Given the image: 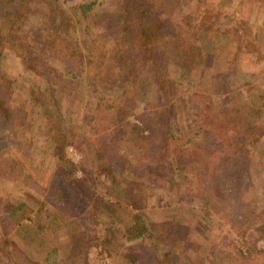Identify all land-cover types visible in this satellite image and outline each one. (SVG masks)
I'll use <instances>...</instances> for the list:
<instances>
[{"label":"rangeland","instance_id":"obj_1","mask_svg":"<svg viewBox=\"0 0 264 264\" xmlns=\"http://www.w3.org/2000/svg\"><path fill=\"white\" fill-rule=\"evenodd\" d=\"M92 1L93 14L119 17L121 0H0L5 13L22 9L15 23L0 13V264H130L125 252L138 256L139 264H264V235L250 227L259 221L248 222L264 207V0H148L168 21L178 48L159 41L140 84L124 92L116 84V54L102 53L101 84L85 80L94 53L89 32L108 31L79 16L77 7ZM58 31L79 52L81 70L74 75L67 74L75 69L70 58L58 59ZM41 44L48 48L35 49ZM26 55L36 68L25 66ZM125 98L132 104L122 110ZM108 103L116 107L113 117ZM237 107L262 135L250 147L253 167L239 200L229 197V208L216 212L200 196L206 192L196 191L214 185L219 175L224 185L233 181L224 169L235 160L232 151L224 144L208 148V172L201 155L187 152L196 173L210 180L196 189L177 172L188 165L176 148L191 150L187 140L207 148L214 141L204 134L207 124ZM167 128L176 147L167 152V170L157 173L148 158L160 152L156 140ZM119 129L126 134L110 140ZM230 133L224 131L225 140ZM60 136L72 165L64 170L54 154ZM131 214L149 225H180L178 259L165 256L172 243L127 240Z\"/></svg>","mask_w":264,"mask_h":264},{"label":"trees","instance_id":"obj_2","mask_svg":"<svg viewBox=\"0 0 264 264\" xmlns=\"http://www.w3.org/2000/svg\"><path fill=\"white\" fill-rule=\"evenodd\" d=\"M3 3V2H2ZM96 2L92 1L89 3H85L83 5H79L77 7V11L79 16L84 21H91L93 20L95 22L94 26L97 28L104 27L106 24V30L107 32L100 31L98 34H93L89 32V35H91V45L94 46V53L92 55V58H87V76H86V82L87 85H95V84H101L100 82V76H99V69L101 67V61L99 59L102 56V53L109 54V56L117 55V62L116 64L120 67L121 73H119L118 80L116 84L120 83V86L122 87V92L126 91L130 85H139L140 80V73L144 70L145 66L149 63L154 46L159 41H165L169 43L170 46H172V49L178 48L176 44H174L172 37L169 34V28H168V21L164 18H160L159 14L156 12H153L152 6L149 3L148 0H121V13L119 17H115L112 15H104V14H93L92 10L95 6ZM6 6V4H2ZM1 5V6H2ZM17 12H14V14H11L10 12L5 13L4 8L0 7V13L2 16L9 15L11 23L17 22L21 18L22 9L15 10ZM45 18V17H43ZM43 25V22H42ZM15 31H18L17 29ZM65 31V30H63ZM58 31V50L60 51V56L58 59L64 60H71L72 64H74L75 69L73 71H69L67 73L68 75H74L75 71L81 70V66L79 62V55H77L79 52L71 51L70 50V43L68 40V34L65 35V32ZM1 32V29H0ZM106 33L109 36H106ZM60 35H63L62 38H60ZM103 39V43L100 44L101 40ZM169 41V42H168ZM1 45V41H0ZM48 46L46 44H41L37 46L35 49L40 50H46ZM177 50V49H176ZM179 50V49H178ZM48 51H51L49 49ZM32 53H36L32 50ZM96 53V55H95ZM41 57H45V53H40ZM29 55L24 56L26 64L25 66L28 68H36L37 64L33 61L28 62ZM67 62V61H66ZM45 71H49L50 68L47 66H44ZM158 83H161L160 79L156 80ZM114 90L115 84L112 85ZM54 91V90H53ZM114 101V100H112ZM121 102L125 105H120V109L127 108L128 104H132L131 100L129 103H127V98L121 99ZM115 106L112 103H108L106 106V110L109 111V117H113V113L115 112ZM0 109H5L4 103L0 102ZM101 110H98V113ZM241 108L237 107L234 109L232 114H229L228 116L225 115L224 117H218L216 114L213 117V120L210 121L209 130H204V134L210 136L214 141L210 140V143H208V147L204 148L201 146L200 143L197 142H191V140H187L186 144L192 143L194 145L191 150L189 148H179L183 151H178L176 148V153L178 154V158H184V160L187 162L186 165H188L187 169L181 168L177 170L178 173H184L183 180L185 183H189L190 185H196V189L200 188L202 186V183H209L210 180H204L201 177V170L199 173H196L197 167L194 164L193 159H191V155L187 154H199L201 160L203 159L202 168L208 172L209 170V152L207 151L208 148L213 147L214 145L220 146L223 145L225 148H229V150L232 151V156L235 157V160L232 162V165L227 163L225 169V174L227 172H231L233 181L229 184L227 183L224 185V180H222L219 177L215 180L214 185L211 186H205L203 190L196 191V193H203L204 191L207 193L201 194L200 196L203 197L205 201H207V206L212 207L213 210H216V212L220 209H228L229 203H232L230 201L231 198H235L239 200L238 192L240 189H242L245 185V182L248 181L251 173V169L253 167L252 163V150L250 149L251 145L256 143L260 136L262 135V130L258 131V124H253L249 122H244V116L241 115ZM243 116V119H242ZM101 119V118H100ZM122 121V119L118 121L111 120L109 122V126H112L113 128L116 126V124ZM246 123V124H245ZM248 124V125H247ZM212 129V130H211ZM230 129L231 133L229 136V140L224 139V131H228ZM142 131V130H140ZM120 135H115V138H110V140H117V138H122L126 133L125 130L122 131L119 129ZM247 135H250V137H245ZM228 139V137L226 136ZM176 136L173 134L170 128H167V131L165 133V136L163 138L155 139L156 140V148L160 149V152L156 156H150L148 160L149 165H152V168L158 169L157 173H164L165 170H167V164H166V156L167 152L169 150H172V146H175L173 143L174 140H176ZM64 139L63 137H57L55 140V148H54V154L60 161V166L64 170L65 167L72 168V165L70 162L64 157V148L66 147V141L62 142ZM153 140V142H154ZM206 140H209V138H206ZM94 145L98 144L97 139L93 140ZM176 147V146H175ZM99 158L102 157L103 154L100 153L99 150L96 151ZM173 153V152H172ZM199 160V161H201ZM198 161V162H199ZM125 164H128V161H124ZM102 167H104V164H100ZM65 166V167H64ZM232 166L229 170L227 167ZM106 167V164H105ZM184 167V166H183ZM190 172L192 174H190ZM221 173V172H220ZM211 177V176H210ZM213 179V180H214ZM198 180V181H197ZM200 181V185H199ZM65 184H71L68 180L65 181ZM70 189H72L70 187ZM237 190V192H236ZM228 192L229 194H227ZM232 193V195H231ZM62 201L59 197L55 200V205L59 210L64 209V205L60 203ZM230 201V202H229ZM21 207V204L17 209ZM66 207V206H65ZM233 207V206H232ZM230 207V213L235 211L234 207ZM16 210V209H15ZM132 215V214H131ZM251 220L248 222H251L253 219L255 221H259V223L251 222V226L255 232L261 233L264 235V224L260 221V219L264 220V207H260L259 211H253L252 217H250ZM250 225V223H249ZM180 225H172L170 223L169 226H166L165 223L161 224H147L142 219H139L138 215H132V222L125 224V232L128 234L126 236V239H152L153 242L160 240L163 242H169L172 243L173 246L175 245L174 249H171L168 255H165L167 260H177L178 259V253L179 248L182 246V240L184 239V236L180 234L177 230L179 229ZM130 235V236H129ZM181 239V241H180ZM75 243V242H73ZM177 246V247H176ZM56 250L53 249L49 256L51 254H56ZM177 253V254H176ZM49 256H47L46 261L47 263H51L49 260ZM130 257V258H129ZM127 255L125 252L123 254V258L130 264H139L138 262V256H135L132 258V256Z\"/></svg>","mask_w":264,"mask_h":264}]
</instances>
